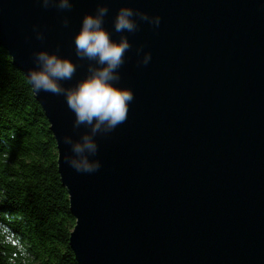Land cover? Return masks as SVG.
I'll return each instance as SVG.
<instances>
[{
  "label": "water",
  "instance_id": "1",
  "mask_svg": "<svg viewBox=\"0 0 264 264\" xmlns=\"http://www.w3.org/2000/svg\"><path fill=\"white\" fill-rule=\"evenodd\" d=\"M104 0L70 11L37 0H0V44L25 74L33 53L78 63L66 86L88 74L74 38ZM104 26L132 48L121 86L134 100L127 120L97 135L101 167L63 162L79 139L64 96L35 93L50 121L58 168L76 217L70 245L79 264H264V0H108ZM122 6L160 16L154 28L115 33ZM69 25L64 26V18ZM34 26L45 35L36 38ZM143 46L137 56L136 49ZM147 66H138L145 53Z\"/></svg>",
  "mask_w": 264,
  "mask_h": 264
},
{
  "label": "trees",
  "instance_id": "2",
  "mask_svg": "<svg viewBox=\"0 0 264 264\" xmlns=\"http://www.w3.org/2000/svg\"><path fill=\"white\" fill-rule=\"evenodd\" d=\"M50 121L0 44V264H79Z\"/></svg>",
  "mask_w": 264,
  "mask_h": 264
},
{
  "label": "clouds",
  "instance_id": "3",
  "mask_svg": "<svg viewBox=\"0 0 264 264\" xmlns=\"http://www.w3.org/2000/svg\"><path fill=\"white\" fill-rule=\"evenodd\" d=\"M43 8H56L58 11H70L74 0H37ZM108 0L99 6L95 13L83 17L80 31L74 38L75 54L78 61H88V74L73 86H66L75 76L78 63L72 58L61 56L60 46L56 51L40 50L33 53L36 67L27 73L28 83L38 95L40 92L64 96L68 109L74 113V132L81 126L85 131L79 139L66 135L63 142L71 147V154H64L63 162L80 173H93L100 169L99 159L95 157L99 151L97 135L113 132L127 118L130 104L134 100V92L130 87L120 85V69L125 63V54L132 48L127 35H120L119 40L113 38L105 26V17L109 12ZM147 22L154 28L161 23L160 16H151L147 12L122 6L114 20L115 33H135L140 22ZM65 27L69 19L64 18ZM36 38L43 42L45 35L34 26ZM143 52V46L136 49L137 56ZM151 53H145L138 66H147L151 61Z\"/></svg>",
  "mask_w": 264,
  "mask_h": 264
}]
</instances>
